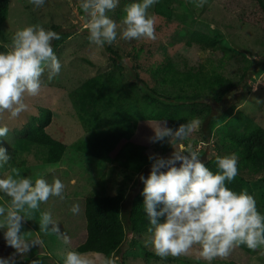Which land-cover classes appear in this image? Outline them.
<instances>
[{
  "label": "rangeland",
  "instance_id": "obj_1",
  "mask_svg": "<svg viewBox=\"0 0 264 264\" xmlns=\"http://www.w3.org/2000/svg\"><path fill=\"white\" fill-rule=\"evenodd\" d=\"M158 1L172 8V16L167 18L155 12V5L148 10V14L155 19V40H124L119 36L125 7L139 0H119L116 9L107 13L118 25L117 39L111 45L123 53L125 70L132 75L138 72L140 77L153 85L159 78L158 72L172 58L180 66L200 61L212 64L227 78L236 81L243 71L250 66L257 67L260 59H264V32L227 10L224 0H207L200 8L195 7L193 0ZM79 3L80 0H45L43 6H36L30 0H9L7 17L0 26L10 40L16 31L33 25L52 31V26L55 25L59 27L55 32L68 33L56 44L52 41L54 52L62 64L60 74L48 81L45 72L40 93L35 97H25L29 107L18 118L10 119L8 113L0 115V126L10 129L6 137L0 138V146L5 147L11 157L7 164L0 167V178L15 175L12 170L17 169L21 176L30 177L33 181L44 178L51 184L54 179H60L65 185L63 199L52 196L47 202L41 203L38 210L25 214L21 231L24 239L34 242L35 245H31L24 255L16 254L15 249L10 247L11 256L15 254V259L28 258L41 264H62L58 253L76 251L71 247V241L85 236L81 200L100 179L106 182V191L109 193L125 191L123 210L126 211L130 207L131 196L138 189L135 184L140 183L139 177H145L150 172V155L169 157L173 151L191 149L198 153L205 151L200 159L216 153L224 157L235 154L229 144L224 142L225 136L231 130L244 129L252 124L264 127L263 66L259 72L248 78L243 92L240 91L241 85L235 87L221 101L206 98L212 104L213 113L222 111L231 101L236 103L233 113L224 122L215 125L214 135L208 141L202 131L203 121L193 119L198 123L188 138L172 144L167 138L162 142L151 143L148 138L154 135L152 127L163 121L143 120L138 123L134 134L117 146L111 162L78 151L74 144L79 139L86 138L88 132L79 122L69 94L82 80L107 70L111 64L105 48L97 47L88 40V31L81 20L83 12L79 9ZM195 29L212 33L220 31L223 35L222 48L210 51L202 50L196 45L187 46L185 41ZM40 107L50 110L46 130L64 141L65 152L56 163L39 162L29 155L26 156V165H13L12 141L17 130L34 116H39ZM107 128L111 134H115V128ZM111 163L116 165V170L109 172ZM238 173L247 182L244 191L254 196L258 211L264 214V181L261 175L250 169H238ZM134 180L136 183L132 184ZM79 202V214L73 215L70 208L74 204L79 205ZM9 203L10 198L0 193V206H7ZM44 212L50 213L52 223L47 230L42 231L39 225L41 213ZM4 231L5 229H0V242L6 243ZM64 236L69 238L68 244L63 242ZM150 236V233L128 234L120 254L79 253L87 254L96 264H103L105 259H112L115 264H227L228 260H232L233 264H264V247L253 251L246 245L234 248L226 258L217 257L211 262L200 257L199 246H195L187 255L161 259L151 247L144 245V241Z\"/></svg>",
  "mask_w": 264,
  "mask_h": 264
},
{
  "label": "clouds",
  "instance_id": "obj_2",
  "mask_svg": "<svg viewBox=\"0 0 264 264\" xmlns=\"http://www.w3.org/2000/svg\"><path fill=\"white\" fill-rule=\"evenodd\" d=\"M43 6L45 0H30ZM158 0H139L127 5L120 22L119 36L124 40H155V19L148 14ZM195 7H203L207 0H193ZM119 0H80L81 20L88 31V40L97 47L113 44L118 36V25L107 13L116 9ZM61 36L40 25L16 31L11 43L5 44L6 51L0 52V115L8 113L10 119L18 118L28 110L25 97L37 96L42 88V77L47 80L57 77L62 68L52 47L53 40ZM193 120L169 128L166 121L152 127L151 143L166 138L170 144L188 138L197 126ZM10 129L0 126V138L6 137ZM152 161L147 178L139 179L144 188V211L149 224L150 238L144 241L161 259L187 255L199 246V255L211 262L217 257L226 258L231 251L246 245L250 250L264 247V214L257 209L253 195L247 191L239 193L226 186L238 175V157L235 154L216 157L218 172L213 173L200 159L195 150L173 151L169 157L150 155ZM11 157L7 149L0 146V167ZM15 175L0 178V193L10 198L7 206H0V229H5L6 244L19 255L26 254L34 242L24 239L21 229L25 214L38 210L41 203L52 196L63 199L65 185L60 179L49 184L44 178L33 181ZM80 207L70 208L73 215ZM163 217V222L160 218ZM52 223L50 213H41L40 229L47 230ZM69 243L67 236L63 237ZM62 264H96L87 254L77 251L58 253ZM0 264H16L15 254L0 258ZM103 264H115L105 259Z\"/></svg>",
  "mask_w": 264,
  "mask_h": 264
},
{
  "label": "trees",
  "instance_id": "obj_3",
  "mask_svg": "<svg viewBox=\"0 0 264 264\" xmlns=\"http://www.w3.org/2000/svg\"><path fill=\"white\" fill-rule=\"evenodd\" d=\"M227 10L234 13L244 22L258 26L264 32V0H224ZM9 9V0H0V26L5 21ZM155 12L171 18L172 8L164 2L155 4ZM53 31L59 29L52 26ZM61 39L67 32H58ZM222 33L193 30L185 41L187 46L196 45L202 50L222 48ZM60 40H53L56 42ZM11 40L0 28V52ZM111 60L110 67L82 80L70 92V100L83 128L88 132L86 138L76 141L75 148L87 155L105 162H111L114 152L121 141L128 140L136 131L138 123L143 120H162L169 128H177L180 124L193 119L203 121V134L208 141L214 135L217 123L224 122L234 111L236 103L213 113L209 99L223 100L235 87L240 91L247 86L251 75L259 72L264 66L249 67L238 80L227 78L216 66L197 62L179 65L172 58L158 72L159 78L153 85L149 84L138 72L132 75L126 71L123 53L112 45H105ZM229 57V55H226ZM40 115L25 123L12 141V163L16 166L27 164L26 156H32L39 162L56 163L62 158L66 144L46 130L49 121V109L40 107ZM107 127L115 128L111 134ZM230 149L239 157L238 169H250L258 172L264 181V127L258 124L234 129L224 138ZM121 147V146H120ZM205 151L199 153V157ZM219 153L201 158L213 172H218L216 157ZM116 165L110 164V170ZM150 173V172H149ZM149 173L145 176L148 177ZM104 176V175H103ZM102 178V177H101ZM136 180L132 182L135 184ZM131 184V185H132ZM246 180L238 173L226 186L239 193L244 191ZM106 182L100 179L83 201L85 218V236L71 241V247L78 252H98L108 255L120 254L121 247L128 234L149 233L151 226L144 211V188L142 181L136 183L137 191L130 198V207L123 210L125 191L107 192ZM80 201V202H81ZM79 202V207H80ZM164 218H160L163 222ZM11 256L10 247L0 242V258ZM16 264H41L31 259H15ZM233 264L232 260L226 261Z\"/></svg>",
  "mask_w": 264,
  "mask_h": 264
}]
</instances>
